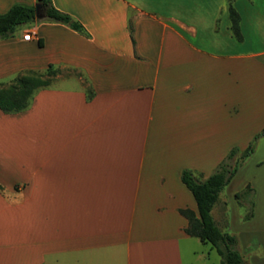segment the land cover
I'll use <instances>...</instances> for the list:
<instances>
[{
    "label": "crops",
    "instance_id": "crops-1",
    "mask_svg": "<svg viewBox=\"0 0 264 264\" xmlns=\"http://www.w3.org/2000/svg\"><path fill=\"white\" fill-rule=\"evenodd\" d=\"M36 0H0V13ZM84 29L38 20L0 39V81L81 73L0 110V264H220L186 234L183 170L208 177L264 128V0H51ZM30 31L32 39L22 36ZM64 82V81H61ZM86 91L91 92L88 98ZM252 216L216 226L264 264V135L227 184Z\"/></svg>",
    "mask_w": 264,
    "mask_h": 264
},
{
    "label": "trees",
    "instance_id": "trees-1",
    "mask_svg": "<svg viewBox=\"0 0 264 264\" xmlns=\"http://www.w3.org/2000/svg\"><path fill=\"white\" fill-rule=\"evenodd\" d=\"M228 13L231 28L235 37L240 40L239 15L228 0ZM40 5V14L46 22L59 23L70 29L85 34L83 27L68 14L56 10L51 0H36ZM38 21L35 18V5L16 3L6 12L0 13V39L12 36L16 28L24 24H32ZM58 75V70L49 65L43 72H26L17 75L9 83L0 81V110L4 113H16L25 110L34 93L38 89L49 87ZM91 92L86 91L88 98ZM264 135V128L252 142L240 151L232 148L226 157L218 164L214 171L206 178L200 179L190 170H183L180 175L181 182L191 193L196 203L197 213L190 209L180 210V214L187 219L185 232L191 237L197 238L203 244H210L220 257V264H244L236 246L234 236L222 232L213 221L211 210L218 202V198L224 187L238 172L243 162L253 152L256 140ZM2 186L0 185V190ZM252 193L247 186L241 193L235 194V199L241 201ZM252 203H250L245 219L252 216Z\"/></svg>",
    "mask_w": 264,
    "mask_h": 264
},
{
    "label": "rangeland",
    "instance_id": "rangeland-1",
    "mask_svg": "<svg viewBox=\"0 0 264 264\" xmlns=\"http://www.w3.org/2000/svg\"><path fill=\"white\" fill-rule=\"evenodd\" d=\"M27 25L28 24L21 25L19 27V29L22 30ZM57 70H58V75H59L58 79H57L58 76L56 77V79L58 80L57 81L58 84H60V83L66 84L65 83L66 82L65 79L67 77H76V78H80V80H82V81H85V83L83 85L88 88V82L85 80V78L83 77V75L81 73H78L77 71H73V70H65V69H57ZM61 81H64V82H61ZM5 83H9V81L5 82ZM32 98H33V96L31 98H29V102L32 100ZM226 186L224 187L225 189H224V191H223L221 196H222L223 201H225V205H224V207H225V217H227V220L229 221L230 218L233 217L236 212H240L242 214H246V210L243 207H239L237 205V200L236 199L233 200L235 202L234 203L235 205H234V207H232L233 206L232 205V199L229 196V193H228V190L226 189ZM222 229H223V231L228 232L226 230V228H222Z\"/></svg>",
    "mask_w": 264,
    "mask_h": 264
},
{
    "label": "water",
    "instance_id": "water-1",
    "mask_svg": "<svg viewBox=\"0 0 264 264\" xmlns=\"http://www.w3.org/2000/svg\"><path fill=\"white\" fill-rule=\"evenodd\" d=\"M35 18L38 20L43 19V16L40 14V5L39 4L35 5Z\"/></svg>",
    "mask_w": 264,
    "mask_h": 264
},
{
    "label": "built area",
    "instance_id": "built-area-1",
    "mask_svg": "<svg viewBox=\"0 0 264 264\" xmlns=\"http://www.w3.org/2000/svg\"><path fill=\"white\" fill-rule=\"evenodd\" d=\"M32 37H33L32 32L27 31L23 34L22 39L25 41H28V40L32 39Z\"/></svg>",
    "mask_w": 264,
    "mask_h": 264
}]
</instances>
